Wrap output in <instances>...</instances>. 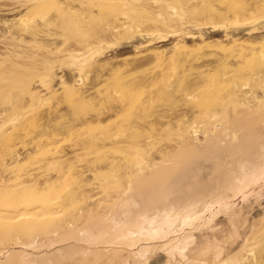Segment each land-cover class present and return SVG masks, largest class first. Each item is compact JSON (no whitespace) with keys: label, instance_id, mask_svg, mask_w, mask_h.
I'll return each instance as SVG.
<instances>
[{"label":"rangeland","instance_id":"1","mask_svg":"<svg viewBox=\"0 0 264 264\" xmlns=\"http://www.w3.org/2000/svg\"><path fill=\"white\" fill-rule=\"evenodd\" d=\"M0 264H264V0H0Z\"/></svg>","mask_w":264,"mask_h":264}]
</instances>
